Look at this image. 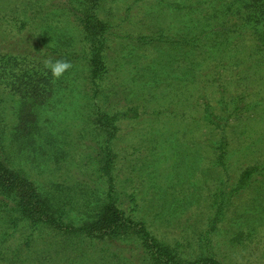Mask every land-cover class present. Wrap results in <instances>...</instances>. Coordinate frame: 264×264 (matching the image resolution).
Instances as JSON below:
<instances>
[{
    "label": "trees",
    "instance_id": "obj_1",
    "mask_svg": "<svg viewBox=\"0 0 264 264\" xmlns=\"http://www.w3.org/2000/svg\"><path fill=\"white\" fill-rule=\"evenodd\" d=\"M144 4L148 29L133 31L135 10ZM0 5V264H44L49 260L39 250L54 248L69 253L68 264H226L223 243L243 249L254 241L262 245L258 264H264V233L256 225L264 215L245 209L243 220L231 219V230L223 226L247 190L253 197L241 206L264 212V160L242 169L228 185L227 137L231 122L261 101L249 102L253 93L246 86L235 88L250 74L230 78L236 72L229 66H264V0H0ZM118 7L123 16L115 23ZM8 36H19L18 44L11 45ZM55 59L72 64L58 79L44 65ZM124 65L133 86L153 87L150 98L170 88L186 90L193 82L215 95L200 91L194 104L199 121L193 129L207 128L200 142L209 151L206 171L199 168L198 150L187 143L167 140L171 146H163L158 137L145 138L153 149L138 170L158 183L161 202V212L152 216L135 187L128 188L132 178H120L117 166L114 142L121 123L138 124L147 112L132 99L137 89L132 97L124 94L118 80ZM168 65L176 70L166 71ZM167 111L176 115L167 109L158 115ZM67 120L76 127L69 141L66 130L57 128ZM209 169L223 178L213 177V188L207 186L203 196ZM188 178L194 183L186 187ZM200 205L203 215L194 230L192 223L166 237L152 227V222L170 226ZM222 232L229 235L226 242Z\"/></svg>",
    "mask_w": 264,
    "mask_h": 264
},
{
    "label": "rangeland",
    "instance_id": "obj_2",
    "mask_svg": "<svg viewBox=\"0 0 264 264\" xmlns=\"http://www.w3.org/2000/svg\"><path fill=\"white\" fill-rule=\"evenodd\" d=\"M3 1L5 4L6 1L9 3L11 0ZM3 6L0 5L1 14H3ZM148 10V6H145V4L141 8L135 10L138 23L135 25L131 24V29L133 31L145 32L148 29V16L146 15V17H144V14L147 13ZM121 16H123V11L118 7L116 13L113 15V20L115 23L119 22L118 18ZM7 40H12L11 45H17V42H19V36L17 38H10V36H8ZM120 56L122 57L120 60L121 63L126 61L125 52L120 53ZM247 64H249V62H247ZM247 64L240 66L237 63H234L229 66L231 72H236L232 74L230 78H240L241 76L250 74V77L245 83H241L239 87L235 88L238 89L240 87L243 88L246 86L247 89H250V92L253 93L252 96L247 98L248 101L254 102L256 99H260L261 101L259 105L256 104L249 113L245 114V116H242L240 119L233 120L227 131V137L230 142L229 147L230 150H232L229 160L230 169L228 168V185L230 186L231 184L236 183L240 171H243L242 169L257 165L261 160H264V66L248 70L246 66ZM79 65L81 66L82 64L80 63ZM248 66L250 67V65ZM77 68L79 70L77 71V74H82L83 69L80 67ZM165 70L173 73L176 70V66L168 65L166 66ZM74 72L75 71H73V73ZM119 75L120 79L118 80L124 85V94H128L129 97H132V90L134 89L136 92L137 89V96H133L135 98L132 97V99H134L135 102L139 101L142 106L145 105L147 107V112L143 115L144 118L140 123L133 124L134 122H131L130 120H125L121 123L119 138L114 142V146H117L119 151V158L117 160V166L121 168L119 175L120 178L126 176L128 180L132 178V180L130 179L127 183L128 188H131L130 186L135 187L138 196H140L145 201L143 203L144 210L148 212V216H152L153 213L155 214L161 212V202H159L156 198V194L159 189L158 183L155 180L153 183H151L148 179H146V177H144L145 175H141L140 170H138V168H140L139 164L145 163L144 155L150 154L151 152L148 150L153 149V144L148 143L145 138L149 139L158 137L160 138L161 144L163 146H171L167 140L174 141L175 143H187L189 146H191V148H193V150H198L200 153L199 156L202 157V160L199 162V168L201 167L200 170L206 171L208 168H210V165L207 164L209 160V151L200 145V142H202V139L205 138L203 137V134L207 133V128L204 130L203 127L199 125V127L196 129L200 130L196 133V136H194L196 129H193V123L199 121L198 116L194 115V112H197L198 110L194 104L197 103V95L200 93V91H204L203 93L210 96V98H214L215 95L211 87L207 88V85H204L203 83L200 84L199 82H193L188 83L187 87L184 85L186 90L182 91L178 90L177 88H170L166 90V93L159 94L158 92L160 90L157 89L156 92L158 94L155 97L150 98L153 87H149L147 90H145L141 89L140 87L138 88L133 86L131 83L132 74L125 65L124 68L120 69ZM138 96L141 97L139 98ZM148 98L149 102H146ZM169 105H171V107H169ZM166 109L169 111H175L176 115L173 116L168 111L163 113L165 116L158 115L159 111ZM177 115L179 116L180 120H177ZM151 127H155V130L153 131ZM57 128L66 130L64 135L68 141L72 140L76 133V127L74 126L72 120H67L65 123H60ZM144 132L146 135H144ZM149 132L153 133L150 134ZM188 132H191L192 135H190ZM189 136H193V138L196 137L200 141L190 145L186 141L189 140ZM75 146L76 145H72V147ZM78 149L79 148H77V150ZM170 151L173 152L172 150ZM177 162L179 161L177 160ZM213 177L223 178L222 173L219 174L217 170L209 169L206 182L204 185L202 184L203 190L201 194L208 190L207 186L213 188V185L211 184ZM187 182L188 183L186 187H189L194 183L189 178L187 179ZM168 185H172L171 182L168 183ZM183 185L185 186L184 183ZM255 185H252L251 187H255ZM251 191L252 190L245 191L246 193L244 197L240 198L238 201H235V206L233 205L230 207L229 211L226 213L227 218L224 220L225 223L223 226L225 228H230L231 230V219L236 218L238 220L237 222L243 220L242 216L245 214V209L248 211V214H255L256 216L264 215V212H262L260 209L253 211L254 208H252L249 204H246L247 207L246 205L241 206L240 202H249V200L253 197ZM204 195L206 194H203V196ZM203 207V205H200L201 209H189L185 213L179 215L180 217H178V222H172L170 226L160 224L159 222H152V227L156 232L165 234L166 237L177 234L180 230L188 227V225L192 223L194 226H192L191 229L194 230L196 226H199V219L203 215V213L201 214ZM194 219H197L198 224H196ZM256 225L258 228H260V232L264 233V219H262L260 222H256ZM221 237L224 238L223 240L226 242L225 239L229 237V235H225L222 232ZM46 238H53L52 232L49 231L46 233ZM223 244L225 245V254L223 255L225 258H223V260L226 264H258L261 261L259 256L261 253H263L262 245H257L255 241L253 244H251L252 246H248L247 248L245 247L243 249L226 243ZM39 252L44 255H42L43 257L49 260L44 262V264H68L67 258L69 253L65 250L58 253L57 248H54L51 250L48 249V251L46 249H42L39 250ZM233 253H236V255Z\"/></svg>",
    "mask_w": 264,
    "mask_h": 264
},
{
    "label": "clouds",
    "instance_id": "obj_3",
    "mask_svg": "<svg viewBox=\"0 0 264 264\" xmlns=\"http://www.w3.org/2000/svg\"><path fill=\"white\" fill-rule=\"evenodd\" d=\"M44 65L55 79L63 76L72 67L71 61L66 59L45 60Z\"/></svg>",
    "mask_w": 264,
    "mask_h": 264
}]
</instances>
